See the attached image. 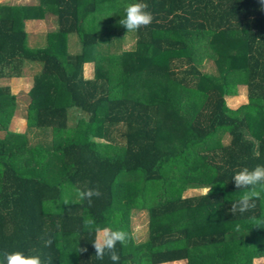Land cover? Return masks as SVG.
I'll return each mask as SVG.
<instances>
[{
    "label": "trees",
    "instance_id": "trees-1",
    "mask_svg": "<svg viewBox=\"0 0 264 264\" xmlns=\"http://www.w3.org/2000/svg\"><path fill=\"white\" fill-rule=\"evenodd\" d=\"M129 2L0 3V79L40 65L23 132L10 129L20 104L0 83V250L43 264H255L264 186L252 207L233 210L242 189L231 176L264 164V2L146 0L152 21L126 32ZM48 17L56 27L31 45L25 22ZM239 85L253 111L234 116L225 98ZM194 187L207 191L186 196ZM84 188L98 195L81 198ZM139 211L149 217L142 241L131 224ZM105 229L126 235L116 262L95 255Z\"/></svg>",
    "mask_w": 264,
    "mask_h": 264
},
{
    "label": "rangeland",
    "instance_id": "rangeland-1",
    "mask_svg": "<svg viewBox=\"0 0 264 264\" xmlns=\"http://www.w3.org/2000/svg\"><path fill=\"white\" fill-rule=\"evenodd\" d=\"M1 2H6L9 4H34L37 3L38 0H0ZM56 27L55 21L52 17H48L46 19H30L25 22V28L28 32V40L31 45H39L44 43L45 35L49 30H53ZM134 40L132 38H128L127 42L124 44L125 48H129L132 46ZM78 47L76 37L73 36L70 39V49L75 50ZM40 65L37 63H27L24 67L23 74L21 76H13L10 78L0 79L1 84L9 85L12 92L16 94L19 100V110L17 114L11 120L10 129L15 131L23 132L26 130V121L22 117L21 111L22 107L26 105L28 99V91L33 85V76L35 72L39 69ZM212 63L206 62L203 66V70H211ZM84 74L86 77H92L94 74V64L86 63L84 65ZM225 109L233 114L234 116H241L244 112L250 111L252 109L251 106L248 105L247 99V88L244 85H239L237 94L233 96H226L225 98ZM229 139L225 138V142ZM201 180L202 179H198ZM203 182H208V180L203 179ZM207 191L205 187H194L189 188L185 191V195H195L204 193ZM148 222L149 217L145 211H139L134 213L131 218V224L134 236L137 241H142L146 238L148 231ZM103 235L101 233V238ZM166 264H185L184 261L180 262H172ZM255 264H264V258L258 259L255 261Z\"/></svg>",
    "mask_w": 264,
    "mask_h": 264
},
{
    "label": "clouds",
    "instance_id": "clouds-1",
    "mask_svg": "<svg viewBox=\"0 0 264 264\" xmlns=\"http://www.w3.org/2000/svg\"><path fill=\"white\" fill-rule=\"evenodd\" d=\"M147 8L146 0H130L120 19V24L124 26L126 32L135 31L140 26L148 25L152 21V14ZM231 178L234 185L242 189L239 192L238 199L231 207L233 210L243 212L254 205V200L258 196L254 188L264 186V164L258 163L252 168L247 166L241 167L239 170L233 172ZM246 188L248 191H244ZM77 194L81 198H90L93 195H98V190L95 188L77 189ZM125 238L126 235L122 230L105 229L101 238L92 241L96 257L103 259L104 253L109 252V259L116 262L119 256L112 250L117 242H123ZM0 264H43V261L36 253L12 249L0 250Z\"/></svg>",
    "mask_w": 264,
    "mask_h": 264
},
{
    "label": "crops",
    "instance_id": "crops-1",
    "mask_svg": "<svg viewBox=\"0 0 264 264\" xmlns=\"http://www.w3.org/2000/svg\"><path fill=\"white\" fill-rule=\"evenodd\" d=\"M172 262H180V261H172ZM172 262H166V263H172ZM166 263H162V264H166Z\"/></svg>",
    "mask_w": 264,
    "mask_h": 264
}]
</instances>
